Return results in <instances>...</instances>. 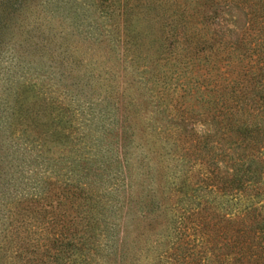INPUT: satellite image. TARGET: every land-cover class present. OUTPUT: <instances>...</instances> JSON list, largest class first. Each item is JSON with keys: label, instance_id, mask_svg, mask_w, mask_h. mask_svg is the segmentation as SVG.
Instances as JSON below:
<instances>
[{"label": "trees", "instance_id": "16d2710c", "mask_svg": "<svg viewBox=\"0 0 264 264\" xmlns=\"http://www.w3.org/2000/svg\"><path fill=\"white\" fill-rule=\"evenodd\" d=\"M45 1L0 0V264H264V0H97L112 66L60 98Z\"/></svg>", "mask_w": 264, "mask_h": 264}, {"label": "rangeland", "instance_id": "374dc122", "mask_svg": "<svg viewBox=\"0 0 264 264\" xmlns=\"http://www.w3.org/2000/svg\"><path fill=\"white\" fill-rule=\"evenodd\" d=\"M67 1V6L63 5L61 13H57L55 16L54 8H52L51 0H46V8L43 6V15L41 20H39L40 26L37 28L34 41L38 40V47L40 50H35V46H31L34 55L28 54L25 56L26 60H29L30 73H37V68L40 65L46 69L47 65L52 64V54L55 56V67L56 84L52 88L53 95H58L59 98L64 95V75H59L61 70L69 69L72 66L75 69V73L80 75L84 71V76L82 79L88 81L91 84L99 83L100 75H103V70H110L112 66V60L108 58L110 53L109 46H104L101 40L103 38L108 41L112 37L111 29L112 26L110 22L108 25H103V19L99 17V8H97V0H65ZM76 10V12H75ZM39 12V11H38ZM37 13V12H36ZM37 16V15H36ZM25 48H21L19 54L24 57ZM118 51L121 50L120 46L117 48ZM19 54H15L16 58ZM41 56V57H40ZM41 59V60H40ZM25 60V63H26ZM40 60V63L37 62ZM118 69V79L120 82V87H124L126 82H122L124 79H128L136 76L137 70L132 71L133 68L130 67L128 61L116 62ZM127 68L123 70V68ZM49 70V68H48ZM126 72V74H125ZM55 74V72H54ZM79 79V78H77ZM81 79V77H80ZM58 85V87H56ZM76 101H74L75 103ZM77 103H83V99L77 100ZM137 143L142 146L144 140L137 136ZM43 157L50 155L49 152L44 151ZM15 162L9 171V176L7 180L11 181L10 189L8 194H14L22 189L24 191H40L42 187V180L46 175L45 166L46 161L43 164L37 165V163H32V172L27 175H31L28 181L21 180L19 174L15 171ZM18 170V169H17ZM131 177H136V171L134 168L130 170ZM45 190V189H44ZM49 199V198H48ZM242 203L245 201L242 199ZM55 201H53L52 209L55 208ZM240 204V203H239ZM51 209V208H48ZM56 209V208H55ZM12 257V256H11ZM12 258H10L11 260ZM12 264H21L19 259H12Z\"/></svg>", "mask_w": 264, "mask_h": 264}]
</instances>
